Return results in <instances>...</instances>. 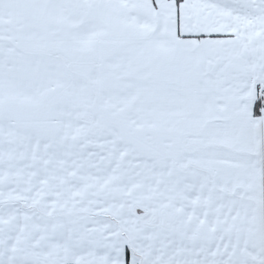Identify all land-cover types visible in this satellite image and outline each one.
<instances>
[{
  "label": "snow or ice",
  "instance_id": "6c2138e0",
  "mask_svg": "<svg viewBox=\"0 0 264 264\" xmlns=\"http://www.w3.org/2000/svg\"><path fill=\"white\" fill-rule=\"evenodd\" d=\"M0 264H264V0H0Z\"/></svg>",
  "mask_w": 264,
  "mask_h": 264
}]
</instances>
